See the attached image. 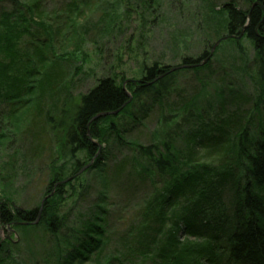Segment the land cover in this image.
Returning <instances> with one entry per match:
<instances>
[{"label":"trees","instance_id":"16d2710c","mask_svg":"<svg viewBox=\"0 0 264 264\" xmlns=\"http://www.w3.org/2000/svg\"><path fill=\"white\" fill-rule=\"evenodd\" d=\"M44 1L0 0V150L11 149L16 144L21 149L25 143L30 147L27 157L14 150L5 156L4 162L0 159V230H11L13 239L18 234L28 240L33 232L50 237L56 247L52 256L54 264H109L104 256L110 243L104 201L91 211V217L76 222L77 231L71 230L72 234L65 231L69 218L66 211L83 197L91 180H98L107 191L109 182L127 176L141 181L158 180L162 186L139 206L138 217L142 216L139 228L121 242L123 257L116 252L122 261L127 264H264V132L256 139L239 126L232 132L235 138L231 139L227 133L234 125L224 122L211 130L217 133L215 138L211 131L185 133L186 161L181 151L175 149L173 138L163 137L161 130L155 132L148 145H141L137 140L126 141L124 133L142 126L153 105L161 109V121L168 120L167 132L171 135L177 136L175 129L181 124L174 122L178 117H184L186 122L192 117L199 121L192 104L178 99L168 104L179 72L169 73L171 67L154 61L148 66L142 64L136 79L104 76L87 93L74 96L75 74L66 76L60 66L72 56L59 54L54 44L57 40H68L67 35L73 45L84 43L78 28L84 27L88 20L81 24L79 18L90 8V0H68L64 11L54 12L52 17L45 15ZM202 1L203 25L206 21L201 33L204 49L196 58L182 56L180 65L198 64L220 37L238 36L250 12L249 26L242 38L253 47L252 82L257 87L256 107L262 109L258 116L264 117V0ZM155 2L136 0L153 11ZM255 2L260 6L252 8ZM236 49L242 59L239 44ZM217 52L218 48L205 66L190 70L194 79L200 81L199 74L208 70ZM82 67L81 59L74 69L85 77ZM127 92L131 100L123 107L128 101ZM116 111V115L91 121L96 115ZM29 126L34 127L22 138ZM238 130L241 131L238 133ZM95 144L101 146L97 157L89 169L78 174L97 154ZM110 144H125L133 154L132 160L109 168L106 160ZM46 147L48 180L42 199L57 183L72 179L55 187L40 213V203L32 209L19 208L9 188L11 175L7 177L5 173L12 172L17 164L21 168L32 157L41 155ZM198 148L204 150V157L221 151L222 162L230 150L237 157L238 177L233 168L232 173L227 171L229 167L214 174L216 168L212 164H199ZM231 181L239 192L227 214L218 188ZM207 185L212 186V194L206 195ZM180 233L193 241L179 242ZM14 246L11 239H0V264H17L9 249Z\"/></svg>","mask_w":264,"mask_h":264},{"label":"rangeland","instance_id":"374dc122","mask_svg":"<svg viewBox=\"0 0 264 264\" xmlns=\"http://www.w3.org/2000/svg\"><path fill=\"white\" fill-rule=\"evenodd\" d=\"M67 2L68 0H63L62 3L59 0H45L43 11L48 17H52L54 12L61 14ZM154 4L156 8L153 11V9L149 10L137 4L136 0H90V8L84 10L83 17L79 18L81 24H84L85 19L88 20L84 27L78 28V33L84 39V43L78 42L73 45L67 35L68 40L62 42L57 40L54 44L59 54L65 53L72 56V59H66L63 64L60 63V66L66 76L74 74L77 76H74L76 82L73 89L74 96L87 93L95 85L96 80L104 76L117 75L127 80L136 79L142 64L148 66L158 61L162 66L173 68L181 64L182 56L190 55L196 58L202 54L204 47L201 33H204L202 28L206 25V21L203 25L202 20L203 1L156 0ZM242 37L239 40L223 41L216 47L218 56L211 61L208 70L201 71L200 81L194 79L190 70L177 71L179 73L174 78L175 85L168 104L178 102L177 99L184 104H192L191 109L199 115L197 117L199 121L192 117L186 122L184 117H178L174 123H180V127L175 129L171 125L177 131V136L171 135V132H167L170 130L168 120L161 121V109L158 105H153L152 112L142 126H136L128 133H124L125 140H137L141 145H148L152 141V136L156 134L155 132L161 130L163 137L169 135L173 138L174 143H172L175 149L181 151L186 161L185 133H209L217 124L225 122L226 125L236 126L231 127L232 131L227 133L231 139L235 138L232 132L234 134L239 126L246 129L248 135L258 139L261 136L260 133L264 132V117L258 116L262 109L256 107L257 87L252 82L255 71L252 63L253 47L246 38ZM235 43L242 48V59L237 53ZM81 59L85 77L74 69V66L80 65ZM216 59H218L217 62H215ZM66 62L71 65L64 64ZM182 119H184L183 122ZM124 126L125 122L121 124V128L124 129ZM126 126H130L128 122ZM32 128L29 126L26 134H22V138L27 137L28 130ZM240 131L238 130V133ZM212 132L211 136L217 137V133ZM17 145L11 149L0 150V159L4 162L5 156H10L14 150H18L19 155L25 154L27 157V151L30 152L29 143L22 145L21 149H18ZM109 147L110 152L106 160L109 168L122 161L132 160L133 154L125 144L122 146L110 144ZM47 148L36 157H32L29 153L32 157L30 161L21 165V168L20 164H17L12 172L5 173L7 177L11 175L9 188L19 208L32 209L37 204H41L48 180ZM203 152V149H196V161L199 164H212L216 168L214 174L229 167L227 171L232 173L233 168L237 177L240 174L237 157L232 155L230 150L229 159L224 157L223 162L220 161L221 151L212 153L208 157H204ZM194 161L195 158L192 162ZM215 179L219 181L218 176ZM161 186L162 183L158 180L141 181L124 176L109 182L106 191L103 190L98 180H91L83 197L76 204L70 205L66 211L69 217L66 234H72L71 230L74 229L77 231L76 222L91 217V211L101 205V200H103L108 211L106 231L110 238V243L104 253L105 259L109 264H127L125 260L119 259L116 252L123 257L121 242L126 241L127 237L138 230L140 225L142 216L138 217L139 206H142L143 201L151 199L152 193ZM207 186L209 189L205 190L206 195L213 190L212 186ZM218 190L221 192L222 204L229 214L230 206H234L233 200L239 190L234 183L232 184V181L221 187L219 185ZM215 198L211 197L212 200ZM203 204L206 209L210 210L205 203ZM168 227L169 223L166 224V228ZM12 236L11 230H0L1 240L8 237L15 244L14 247L9 248L15 263L54 264L52 256L56 252V247L50 237L37 232L30 233L28 240L19 237L18 234L14 239ZM178 240L181 243L187 240L193 241L192 238L184 236V233L179 234ZM126 256L130 257V254Z\"/></svg>","mask_w":264,"mask_h":264},{"label":"water","instance_id":"95a60500","mask_svg":"<svg viewBox=\"0 0 264 264\" xmlns=\"http://www.w3.org/2000/svg\"><path fill=\"white\" fill-rule=\"evenodd\" d=\"M256 5H257V6H260L258 3L255 2V3L252 5V8H253L254 6H256ZM252 8H251V9H252ZM249 16H250V12L247 14V23L244 25V27L242 28V30H241V32H240V34H239L238 36L225 35V36L220 37L218 40H216V41L214 42V44L212 45V47H211V49H210L208 55H207L206 58L203 59L200 63H198V64H192V65H181V66L173 67V68H170V69H169V73H173V72H175V71H177V70H178V71H179V70H191V69H195V68H197V67L205 66V65L210 61V59L212 58V56H213V54H214V51H215L216 47H218V45H219L221 42L226 41V40H228V39L239 40V39L243 36V34H244V30L247 29L248 26H249ZM126 83H127V81L123 83V86H122L123 88L125 87ZM124 89H125V88H124ZM126 95H127V97H128V101L123 105V107H124L127 103H129L130 100H131V95H130L128 92L126 93ZM118 111H119V110H118ZM118 111H116V112H112V113H104V114L96 115L95 117L92 118L91 121H93V120H98V119H100V118H103V117H106V116H109V115H116V114L118 113ZM95 145L98 147V152H97V154L94 156V158L90 161V163H89L88 165H86L84 168H82V169L80 170V172H79L78 174H80V173H82L83 171L89 169V168L91 167V165L93 164L94 159L97 157V155H98V153H99V150L101 149V146H100V145H98V144H95ZM78 174H77V175H78ZM71 179H72V178H70V179H68V180H65V181H63V182L57 183V184L54 186L52 192H51L48 196H46V197H44V198L42 199L41 204H40V207H39V213L41 212V210H42V208H43V204H44V202H45L49 197H51V196L54 194V189H55V187H57V186H59V185H61V184H65V183H67L68 181H70ZM35 223H37V221H36ZM7 239H8V237H7Z\"/></svg>","mask_w":264,"mask_h":264},{"label":"flooded vegetation","instance_id":"af4514ba","mask_svg":"<svg viewBox=\"0 0 264 264\" xmlns=\"http://www.w3.org/2000/svg\"><path fill=\"white\" fill-rule=\"evenodd\" d=\"M257 32V30H255V33Z\"/></svg>","mask_w":264,"mask_h":264},{"label":"bare ground","instance_id":"6f19581e","mask_svg":"<svg viewBox=\"0 0 264 264\" xmlns=\"http://www.w3.org/2000/svg\"><path fill=\"white\" fill-rule=\"evenodd\" d=\"M137 83V82H136Z\"/></svg>","mask_w":264,"mask_h":264}]
</instances>
